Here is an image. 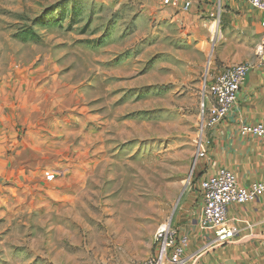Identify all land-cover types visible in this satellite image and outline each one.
Returning a JSON list of instances; mask_svg holds the SVG:
<instances>
[{
    "label": "rangeland",
    "instance_id": "1",
    "mask_svg": "<svg viewBox=\"0 0 264 264\" xmlns=\"http://www.w3.org/2000/svg\"><path fill=\"white\" fill-rule=\"evenodd\" d=\"M159 3L0 0V85L67 86L56 115L85 119L67 144L52 141L77 151L78 167L54 164L63 154L42 166L56 191L20 189L0 206V264H141L160 229L185 224L209 91L237 54L213 36L217 15L149 19Z\"/></svg>",
    "mask_w": 264,
    "mask_h": 264
},
{
    "label": "crops",
    "instance_id": "2",
    "mask_svg": "<svg viewBox=\"0 0 264 264\" xmlns=\"http://www.w3.org/2000/svg\"><path fill=\"white\" fill-rule=\"evenodd\" d=\"M156 1L166 7H148L149 19L181 21L188 13L195 14L198 10L209 13L212 18L217 15L221 34L213 36L225 51L234 49L237 54L233 61H225L227 66L241 63L253 66L233 113L216 130L207 129L203 135L207 155L198 169L199 182L225 168L236 175L243 187L254 182L264 184V142L241 133L243 124H264V63L259 55V47L264 42L261 13L248 0H219L225 7L208 6L215 0H198L204 7H195V0H172L167 5L162 0H151V3ZM187 3L191 4L188 9ZM223 14L225 23H222ZM23 99L27 102L23 103ZM47 100L48 107L44 105ZM66 103L67 86L56 93L54 86L49 89L40 85L22 86L12 90L0 85V206L9 203L10 194L21 195V190L29 187L40 191L47 188L54 193L55 187L41 174L42 166L50 161L51 155H65L53 162L58 167H78L72 164L71 155L77 153L74 148L57 149L53 144L57 139L67 144L70 136L79 135L85 128V119L56 115L62 104L67 111ZM210 103L209 100L208 107ZM198 187L181 212L185 224L178 226L190 239L185 253L188 264H264V194L254 202L231 205L228 226L235 230V236L226 243L213 244L210 236L197 226L202 207Z\"/></svg>",
    "mask_w": 264,
    "mask_h": 264
},
{
    "label": "built area",
    "instance_id": "3",
    "mask_svg": "<svg viewBox=\"0 0 264 264\" xmlns=\"http://www.w3.org/2000/svg\"><path fill=\"white\" fill-rule=\"evenodd\" d=\"M162 2L167 5L172 0H162ZM248 2L253 9L261 13V26L264 28V0H248ZM190 6V3L186 4L187 9ZM259 55L264 63V42L259 47ZM252 68L250 63L227 66L214 78L209 91L211 103L207 109V121L204 123L206 129L216 130L233 113L239 92ZM241 133L264 142L262 123L243 124ZM206 155V143L202 139L199 156L203 159ZM46 180L54 181L55 175H48ZM198 190L202 207L197 226L203 234L210 236L213 244H223L235 236V230L228 226L230 206L244 205L258 200L264 194V184L254 182L248 187H243L233 172L221 168L217 173L201 180ZM189 243L187 234L172 225H167L156 234L154 255L141 264H188L185 253Z\"/></svg>",
    "mask_w": 264,
    "mask_h": 264
},
{
    "label": "bare ground",
    "instance_id": "4",
    "mask_svg": "<svg viewBox=\"0 0 264 264\" xmlns=\"http://www.w3.org/2000/svg\"><path fill=\"white\" fill-rule=\"evenodd\" d=\"M165 227V226H164Z\"/></svg>",
    "mask_w": 264,
    "mask_h": 264
}]
</instances>
